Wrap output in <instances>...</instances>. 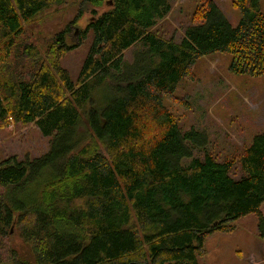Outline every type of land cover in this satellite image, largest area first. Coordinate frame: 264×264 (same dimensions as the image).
I'll return each mask as SVG.
<instances>
[{
	"label": "trees",
	"instance_id": "obj_1",
	"mask_svg": "<svg viewBox=\"0 0 264 264\" xmlns=\"http://www.w3.org/2000/svg\"><path fill=\"white\" fill-rule=\"evenodd\" d=\"M62 1L0 0V52L11 51L23 23ZM259 1L234 0L233 26L208 0L202 21L174 41L151 30L167 0H113L82 31L92 40L76 81L60 61L77 47L67 44L68 27L43 60L29 41L16 45L32 67L6 79L0 65V127L7 118L35 123L52 140L39 158L0 161V237L14 226L34 264H199L205 237L230 232L249 213L264 239V131L252 136L234 179L231 160L193 156L204 136L182 133L163 104L179 101L176 86L194 78L200 56L228 53L229 72L264 75ZM137 43L125 62L123 51ZM13 253L0 254V264H32Z\"/></svg>",
	"mask_w": 264,
	"mask_h": 264
},
{
	"label": "rangeland",
	"instance_id": "obj_2",
	"mask_svg": "<svg viewBox=\"0 0 264 264\" xmlns=\"http://www.w3.org/2000/svg\"><path fill=\"white\" fill-rule=\"evenodd\" d=\"M112 1L65 0L23 23V33L14 38L11 51L6 56L0 52L2 76L18 79L21 73L32 67L14 49L20 42L32 43L37 57L43 60L53 43V36L68 27L67 44H77V47L66 52L60 61L70 78L76 81L92 40L90 29L84 37L82 31L93 17L110 9ZM167 1L169 10L162 18L156 19L151 30L165 39L178 41L184 36L185 28L202 21L201 14L208 0ZM213 1L230 24L236 25L240 13L234 0ZM259 3L264 12V0ZM4 40L0 37V47ZM141 48L142 43H137L125 49L124 61L131 62L134 52ZM229 60L228 53L200 56L192 66L194 78L181 79L176 86L173 96L179 101L165 98L163 104L182 133L195 130L204 136L203 145L192 147L194 157L202 158L208 154L219 162L231 160L229 173L239 179L243 175L239 165L242 153L252 136L264 131V75L253 77L231 73ZM7 122L0 127V161L12 156L17 161H31L48 151L52 137L42 135L35 123L10 122L9 118ZM188 161L184 159L182 163ZM260 210L264 215V202ZM232 225L230 232L214 231L205 237L204 253L197 257L199 264H264V239L258 236L256 216L249 213ZM12 250L17 257L34 264L31 250L14 226L8 236L0 237V254L4 261L10 259Z\"/></svg>",
	"mask_w": 264,
	"mask_h": 264
},
{
	"label": "crops",
	"instance_id": "obj_3",
	"mask_svg": "<svg viewBox=\"0 0 264 264\" xmlns=\"http://www.w3.org/2000/svg\"><path fill=\"white\" fill-rule=\"evenodd\" d=\"M238 220V219H237Z\"/></svg>",
	"mask_w": 264,
	"mask_h": 264
}]
</instances>
